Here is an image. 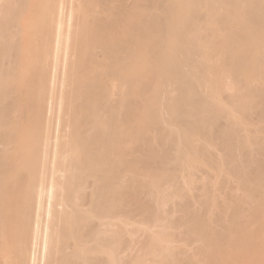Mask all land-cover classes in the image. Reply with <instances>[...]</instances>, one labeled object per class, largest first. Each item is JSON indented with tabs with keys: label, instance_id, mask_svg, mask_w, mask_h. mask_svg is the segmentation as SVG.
Masks as SVG:
<instances>
[{
	"label": "bare ground",
	"instance_id": "obj_1",
	"mask_svg": "<svg viewBox=\"0 0 264 264\" xmlns=\"http://www.w3.org/2000/svg\"><path fill=\"white\" fill-rule=\"evenodd\" d=\"M2 3L0 264H131L134 254H106L121 240L119 224L140 211L160 227L178 210L205 244L197 253L206 264H264V206L257 200L264 198V137L250 136L256 128L249 126L264 119V0ZM187 37L193 46L185 45ZM207 54H217V63L204 59ZM226 74L234 92L223 105L199 85L228 86ZM49 88V111H65L46 142L54 143L58 165L41 187L43 200L34 212L31 188L41 148L23 154L20 163L15 159L27 151L29 130L36 137L42 131L41 105ZM171 88L176 95L165 97ZM7 102L24 103L28 117L12 125ZM239 114L249 118L247 138ZM215 144L219 158L210 154ZM203 162L228 172L244 193L231 186L226 201L208 195L199 199L200 210L193 208L182 183ZM249 201L261 205V215ZM45 212L52 217L44 223ZM257 222L261 239L248 230L259 228L250 226ZM93 238L98 246L87 245ZM168 238L163 231L152 235L133 253L144 246L143 257L156 262L166 255ZM178 260L195 263L189 256Z\"/></svg>",
	"mask_w": 264,
	"mask_h": 264
},
{
	"label": "rangeland",
	"instance_id": "obj_2",
	"mask_svg": "<svg viewBox=\"0 0 264 264\" xmlns=\"http://www.w3.org/2000/svg\"><path fill=\"white\" fill-rule=\"evenodd\" d=\"M1 1H3V3H4V0H0V7H2ZM181 1H183V0H181ZM19 3L20 2H17V6L20 5L17 8L22 9L21 6H23V5H22V3L21 4H19ZM16 13H18V11ZM0 14H1V12H0ZM19 14L20 13H18V15ZM14 15L17 16V14H14ZM16 16H15V18H16ZM0 17H1V15H0ZM205 19L206 18H202L200 20V23L201 24L204 23ZM183 42L185 43L186 46H189V47L193 46V44H194V41H189V37H187L185 40H183ZM7 57H8V60H5L6 63L10 59L9 56H7ZM7 57H6V59H7ZM186 59H187V57H186ZM204 59H208V62L210 64L214 65L217 63V54H215V55H208L207 54V56H205ZM186 67L188 68V66H186ZM225 80L227 81L228 86H225L223 88L220 87V88H217L216 90L212 89L210 87L211 83L208 81L201 83L199 86L201 87V90L205 96L215 97V100L217 102L223 103V105H227L229 103L228 102L229 95L232 92H234V89H232V82L233 81H232V77L229 74L225 75ZM254 84H258V82L255 81ZM48 90H49V93L47 95L48 101H46V102L43 101V104L41 105L42 107L45 108V114H44L45 116L43 118L42 131L36 137L35 132H30V130H29V137L31 140H30V144L26 147L27 151H25L24 153L18 152L17 156H16L17 159H15V161L18 160L20 163V162H22L21 157L23 154L31 156V155L36 154V152H37L36 145H38L39 149L41 148L39 153H42V155H41L42 161L39 165L38 171L35 174L34 184L31 188V199H30V201H31V204L33 205L32 211H34V212L38 209L37 207H38L39 202L41 200H43L42 196H40V194H39L41 187L44 184L49 182L50 178H49V180H47L48 175L51 173L52 169L56 168V166L58 165L56 158H54L56 155L54 143L52 141L50 143L49 142L46 143V142H47L48 137L51 134H53V131L56 128L58 119L63 115V111H65L62 108L60 109L59 106L57 108L54 107L53 111H51V112L49 111V109L51 107V104L49 102L51 100V98H49V96L51 94V89L49 88ZM168 94L169 95H176V90L171 88L170 91H168V93L165 95V97H167ZM6 106H7V108H9V110H11V112H14L12 117H11V120H10V123L12 125L15 124V126H16L17 123L22 122L23 120L26 119V117H28V115H27L28 110H26L28 106H25L24 103H21L20 105H18V104L11 105L10 103L7 102ZM256 114H258V113L255 112L253 115L256 116ZM237 119H238L240 125L242 126L241 134H243L244 138H247V127H249V126L252 129L256 128L255 131H253V133L250 134V136L252 135V137H264V119L256 118L255 124H249V126L247 123L249 118L246 119L245 115L239 114L237 116ZM245 121H246V123H245ZM38 137H39V139L37 140ZM252 137H250V138H252ZM201 141L203 143H205L203 138H201ZM212 153H213V155H212ZM210 154L214 157L219 158V156L222 155V152H221V149H219V147L215 144V147L212 150V152H210ZM223 155H224V151H223ZM259 156H260V154H259ZM204 157L205 158H202V161H204V160L207 161L208 157H210V156L207 154ZM204 163L205 162L199 164L196 167H193L192 168V176H194V177H192V179L188 180L187 182L182 183L184 185V187H186L185 188L186 192L191 195L190 200H191V206L193 208H195L196 210H200L201 204L199 202V199L206 198L208 195L215 197L217 200H220V201L225 200L226 201V198L228 196L227 193H228V191H230L231 186H235L237 192H240V194L244 193L243 189H241L239 186H237V184L234 182V179H232L230 177L228 172L218 171V168L216 165H212L213 167H210L209 165L207 166ZM203 176H205V177H203ZM174 188H175L174 186L170 185V186H168V191L172 192L174 190ZM78 195H79V199H77V201H79L80 203H83V201H85L83 194H78ZM144 195H146V194H144ZM243 195L240 197L241 199H243L242 198ZM260 198H261V196H260ZM260 198L257 200H259L258 202L259 203L261 202L262 206H264L263 205L264 204L263 203L264 198H262V199H260ZM244 200H246V199L244 198ZM176 201H177V199L175 198L174 201L168 202V204L165 205V207L167 209L171 210ZM241 201H243V200H241ZM253 201H256L255 198ZM216 202H214V203H216ZM256 202H253V203L258 205V208L256 207V205H254L252 203V201L251 202L249 201V203H252L253 206L256 208L255 210H257L259 214L260 213L262 214V212L264 210L262 211V207L259 208V206H261V205H259V203H256ZM258 209H260L262 212H259ZM263 209H264V207H263ZM204 211L202 210V212L205 213V216H206V214L211 215L210 217L208 216L207 218H209V219L211 218V220H212V218L215 217L213 215V213L208 211V208H205ZM172 215H173L172 218H169L168 220H166L167 224L160 226V227H157L154 225L153 219L152 220L148 219V217L146 215H143V213H141L140 211L135 212L131 215H128L129 219H127L125 217V216H127V214H125L123 219L125 220V218H126L127 222H129V223L126 224L124 221L122 224H119L122 228L118 227L119 225L118 226L115 225L118 227V228L116 227L117 228L116 230L123 229V231L121 230L122 231L121 240L119 241L120 243L118 242V240H116L118 243L115 242V244H112V245H114L113 249H112V247H110L111 249L107 248L108 249L107 253H106L107 256L110 253L109 251H112L116 255L119 254V255L123 256L124 258H127L128 254H134L135 260L134 259L131 260V262H132L131 264H136L135 261H137V259H141V260H138L137 263L139 261H142L146 264H148V262L150 264H180V262L178 260L179 258L189 256V258L190 257L192 259L195 258L194 264H196V262H198V261H199L198 264H201L200 262H202V264H203V261L205 259H203L204 258L203 255H202L203 258L201 257V255H200L201 253H197V252L199 251V249L201 250V248H203L205 244H202L203 242H201L200 238L197 237L198 232L196 231V229H194V227L191 226V223H189V221H187L186 219H183L182 211H179V210L175 211ZM263 215H264V212H263ZM263 215L260 216L261 219L263 217L262 220H264ZM51 217H52V215L51 214L48 215L47 212L42 214V220L44 223H45V221L51 220ZM171 219H176V220H171ZM32 220L33 219L31 218V221H30L31 235H33L34 230H35V226H33ZM113 220L117 221L118 223L121 222V219L113 218ZM262 220H260V221L263 222ZM143 222H150V223L145 225V226H141V224ZM261 222L253 223L250 225V226H253L255 224V225L259 226V228L256 226L258 229L254 228V230L256 229L255 231L253 229H250V228H248V230L251 231V233L253 232L252 233L253 235H255V233L258 234L257 231H259V229H260V223ZM261 225H263V224H261ZM115 226H113L112 228L114 229ZM253 227H255V226H253ZM162 231L167 233L169 236L168 240L165 241V246H164L166 248L165 252L167 251L166 255H165L166 257L164 256V257L160 258L159 260L156 261L157 263L155 262L153 257L148 255V254H147V256L145 254L143 257L142 251H144V250H142V249L144 246H142L141 249H139L137 252L133 253V251H134L133 247L137 248V246L139 244L141 246L142 244L146 243L152 235L156 237L157 235H160V233ZM258 235H260V234H258ZM255 236H257V235H255ZM257 237L260 238L261 235L257 236ZM255 239H256V237L253 238V242H255ZM258 239H257V241H258ZM93 240L89 241L87 245L88 246H93V245L98 246L96 244L97 240L94 238H93ZM262 241H264V239H262ZM202 245H203V247H202ZM49 250L47 249V252H49ZM61 251L62 250H60L57 253L58 257H61V255H62ZM113 253H110V254L112 255ZM144 253H146V252L144 251ZM111 255L109 257H112ZM138 255L140 257L142 255V258L138 257ZM115 256L113 255L114 258H115ZM113 257L111 258V260H113ZM136 257H138V258L136 259ZM145 257H147L149 260ZM199 258H202L203 260L200 261L201 259H199ZM107 259H108V257H107ZM145 259H147V261ZM38 262L40 263L41 259H38L36 261V263H38ZM205 262L206 261H204V263ZM139 264H140V262H139Z\"/></svg>",
	"mask_w": 264,
	"mask_h": 264
}]
</instances>
